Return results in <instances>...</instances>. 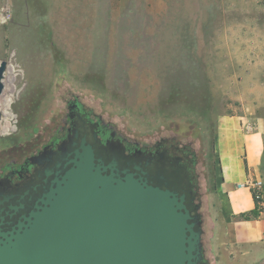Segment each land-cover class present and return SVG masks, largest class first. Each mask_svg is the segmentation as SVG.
I'll return each instance as SVG.
<instances>
[{"label":"rangeland","instance_id":"1","mask_svg":"<svg viewBox=\"0 0 264 264\" xmlns=\"http://www.w3.org/2000/svg\"><path fill=\"white\" fill-rule=\"evenodd\" d=\"M20 1L0 0V172L63 134L77 101L124 156L177 146L194 158L211 264L214 124L264 85V0Z\"/></svg>","mask_w":264,"mask_h":264},{"label":"water","instance_id":"2","mask_svg":"<svg viewBox=\"0 0 264 264\" xmlns=\"http://www.w3.org/2000/svg\"><path fill=\"white\" fill-rule=\"evenodd\" d=\"M7 67L0 62V95ZM107 148L110 161L96 134L81 138L33 209L13 226L0 223V264H202L186 176L165 166L147 177L131 171L122 149Z\"/></svg>","mask_w":264,"mask_h":264},{"label":"crops","instance_id":"3","mask_svg":"<svg viewBox=\"0 0 264 264\" xmlns=\"http://www.w3.org/2000/svg\"><path fill=\"white\" fill-rule=\"evenodd\" d=\"M11 1L24 5L20 0ZM26 16L16 13L13 22L25 20ZM49 19L52 20V17ZM51 20L47 29L51 35H56V22ZM256 87L250 90V101L245 102L240 113L221 115L214 124L212 153L216 185L210 197L214 216L210 236L211 264H264V211L259 212L257 217L249 215L256 204L250 189L246 187L250 178L264 180V117L256 116L259 104L264 105V85ZM258 89L259 102L255 105L254 95ZM247 123L252 125L250 132L244 129ZM201 210L200 202L203 240ZM243 215L249 216L245 219ZM202 256L205 264H208L203 241Z\"/></svg>","mask_w":264,"mask_h":264},{"label":"flooded vegetation","instance_id":"4","mask_svg":"<svg viewBox=\"0 0 264 264\" xmlns=\"http://www.w3.org/2000/svg\"><path fill=\"white\" fill-rule=\"evenodd\" d=\"M67 118L65 133L51 135L52 139L35 147L31 155L22 163L9 164L0 172V223L13 226L33 209L58 171L57 165L62 163V159L69 152L76 149L81 138L89 139L92 134H96L98 144L103 148L104 157L108 156L106 160L110 161L111 154L107 152L106 145L108 138L101 131L95 116L76 101L69 106ZM137 151L139 150L126 152L131 171L135 172L134 168H140L147 177H151L153 167L158 168V174L163 173L162 169L165 166L170 167L176 175L182 173L186 176L185 181L192 187L195 194L194 203H200L198 189L192 175L194 158L190 154L189 156L177 146H171L170 150L157 147L144 154L145 156L141 150L140 154Z\"/></svg>","mask_w":264,"mask_h":264},{"label":"built area","instance_id":"5","mask_svg":"<svg viewBox=\"0 0 264 264\" xmlns=\"http://www.w3.org/2000/svg\"><path fill=\"white\" fill-rule=\"evenodd\" d=\"M244 129L246 132H250L252 130V125L247 123L244 125ZM246 187L250 189L259 212H263L264 180L261 178H250L246 182Z\"/></svg>","mask_w":264,"mask_h":264},{"label":"trees","instance_id":"6","mask_svg":"<svg viewBox=\"0 0 264 264\" xmlns=\"http://www.w3.org/2000/svg\"><path fill=\"white\" fill-rule=\"evenodd\" d=\"M258 214H259V210H258V208L256 206L255 210H253L252 212H250L249 215H251L252 217H257ZM248 216L247 215H243L242 217H244L245 219H247ZM202 264H205V261H203Z\"/></svg>","mask_w":264,"mask_h":264}]
</instances>
